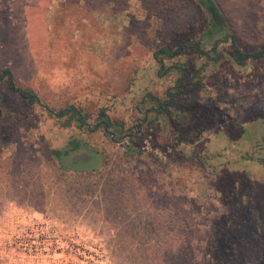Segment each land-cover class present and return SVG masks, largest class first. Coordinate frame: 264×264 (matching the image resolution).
Returning a JSON list of instances; mask_svg holds the SVG:
<instances>
[{"label": "rangeland", "instance_id": "rangeland-1", "mask_svg": "<svg viewBox=\"0 0 264 264\" xmlns=\"http://www.w3.org/2000/svg\"><path fill=\"white\" fill-rule=\"evenodd\" d=\"M212 2L219 26L241 51L264 41V0ZM161 15L154 0H0V55L50 109L73 105L90 124L100 106L113 105L109 114L130 123L136 100L171 85L172 75L158 76L153 59L163 40ZM209 19L197 8L189 33L201 32ZM231 41L201 93L202 110L212 108L215 122L197 149L226 159L205 165L197 150L182 143L179 152L160 130L128 155L126 139L84 133L73 122L63 128L43 107L3 93L12 123L0 132V264H212L214 253L222 264L232 254L226 241L210 256L205 248L213 221L223 238L243 246L245 204L264 224V167L237 152L252 153L264 141V58L234 63ZM77 153L92 159L72 165ZM226 191L237 217L227 218L218 200ZM243 253L246 259L239 251L234 258L256 264Z\"/></svg>", "mask_w": 264, "mask_h": 264}, {"label": "trees", "instance_id": "trees-1", "mask_svg": "<svg viewBox=\"0 0 264 264\" xmlns=\"http://www.w3.org/2000/svg\"><path fill=\"white\" fill-rule=\"evenodd\" d=\"M154 2L157 4V9L162 12L160 17H163L162 21L165 27L162 43L157 46L153 59L158 66V76L172 75L170 78L171 85L160 95L145 93L136 100L130 109L132 116L130 123L123 117L114 115V113L113 115L109 114L114 109L113 105L104 104L100 106L90 124L87 123L88 116L83 113L82 109L73 105H68L57 111L50 109L42 103L31 88L24 86L17 80L10 65L0 55V132L12 123V114L1 103L2 94L8 92L18 96L29 106L39 105L43 107L51 116L60 120L63 128L69 127L73 122L77 129L84 133H96L100 130L111 141L117 143L126 139L124 151L128 155L137 154L140 151V145L146 139V134L149 132H152L153 135L157 134V130L167 135L170 134L175 141L174 146L179 152H183L182 143L186 144L190 150H197L203 130L212 127L215 122L213 109L208 107V111L204 113L200 98L201 93L207 90L205 81L209 72L223 60L220 48L227 43L229 38L232 39L233 56L231 60L243 66L248 62L260 61L264 58V41L260 45L243 52L233 41V36L210 19L207 20L201 32L189 33L188 28L195 22L197 8H205L207 11L209 7L214 8L212 0H195V2L192 0H154ZM185 25L186 32L183 30ZM175 30L178 31L177 35H174ZM0 53H2L1 50ZM215 88L218 90V102H223L225 89L221 83H217ZM194 113L195 117L192 116ZM207 115L208 118H205ZM201 121L206 125H202ZM244 132L243 129L240 133L241 137ZM80 140L81 138L74 141L75 148H78L76 144ZM263 148L264 141L261 143L257 141L253 145L252 153L240 149H237V152L240 160L257 161L264 167ZM208 152L205 154L204 151L197 150V153L194 154L200 164L205 165L210 159H226L223 152ZM57 155L58 153H53L54 157ZM226 162L231 165L230 160H226ZM215 176L219 177L218 174ZM230 195L226 191L222 198L221 196L218 198L220 201L222 199L221 203L226 206L227 218L237 217V207L229 202L232 200ZM239 214L247 218L245 221L247 223L243 221L241 225L244 232L249 236L248 240L242 241L246 248L239 243L227 241L226 235L223 238L216 232L213 221L211 233L205 245L206 252L210 256L213 249L222 241H226L225 244L230 247L232 254L222 264H241V258H234L236 251L241 252L245 259L248 256L243 252L250 253L255 257L256 264H261L264 262V224L260 219L259 212L248 203V205L245 204V211L239 212ZM215 256L216 253H214L212 264H219Z\"/></svg>", "mask_w": 264, "mask_h": 264}, {"label": "water", "instance_id": "water-1", "mask_svg": "<svg viewBox=\"0 0 264 264\" xmlns=\"http://www.w3.org/2000/svg\"><path fill=\"white\" fill-rule=\"evenodd\" d=\"M208 12L210 13V16H211V19L213 20V22L217 26H219L221 23V20H220L218 13L216 12V10L213 7H209ZM91 159H92L91 155H88L86 153H77V154L73 155V157L71 158V164L76 165L79 163H87Z\"/></svg>", "mask_w": 264, "mask_h": 264}]
</instances>
